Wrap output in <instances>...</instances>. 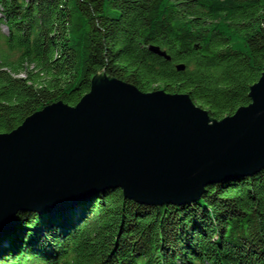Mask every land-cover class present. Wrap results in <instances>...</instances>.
<instances>
[{
    "label": "trees",
    "instance_id": "1",
    "mask_svg": "<svg viewBox=\"0 0 264 264\" xmlns=\"http://www.w3.org/2000/svg\"><path fill=\"white\" fill-rule=\"evenodd\" d=\"M0 10V133L53 102L76 105L99 71L188 93L222 119L251 103L264 70V0H0ZM15 220L0 264H264V168L181 205L107 189Z\"/></svg>",
    "mask_w": 264,
    "mask_h": 264
},
{
    "label": "water",
    "instance_id": "2",
    "mask_svg": "<svg viewBox=\"0 0 264 264\" xmlns=\"http://www.w3.org/2000/svg\"><path fill=\"white\" fill-rule=\"evenodd\" d=\"M249 95L250 104L217 119L188 93L144 92L99 71L76 105L53 102L0 133V242L22 210L54 212L107 189L181 205L209 184L260 172L264 70Z\"/></svg>",
    "mask_w": 264,
    "mask_h": 264
},
{
    "label": "rangeland",
    "instance_id": "3",
    "mask_svg": "<svg viewBox=\"0 0 264 264\" xmlns=\"http://www.w3.org/2000/svg\"><path fill=\"white\" fill-rule=\"evenodd\" d=\"M1 28L3 29V31H6L7 30L5 26H2Z\"/></svg>",
    "mask_w": 264,
    "mask_h": 264
},
{
    "label": "bare ground",
    "instance_id": "4",
    "mask_svg": "<svg viewBox=\"0 0 264 264\" xmlns=\"http://www.w3.org/2000/svg\"><path fill=\"white\" fill-rule=\"evenodd\" d=\"M0 15H1V10H0Z\"/></svg>",
    "mask_w": 264,
    "mask_h": 264
}]
</instances>
